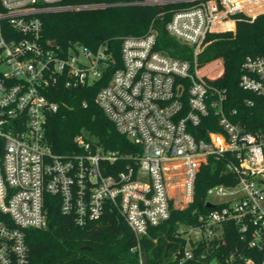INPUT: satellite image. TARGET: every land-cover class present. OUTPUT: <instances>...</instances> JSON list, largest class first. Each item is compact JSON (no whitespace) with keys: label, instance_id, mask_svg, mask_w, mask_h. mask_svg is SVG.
Returning <instances> with one entry per match:
<instances>
[{"label":"built area","instance_id":"built-area-1","mask_svg":"<svg viewBox=\"0 0 264 264\" xmlns=\"http://www.w3.org/2000/svg\"><path fill=\"white\" fill-rule=\"evenodd\" d=\"M60 2L0 0V264H28L27 231L49 227L47 195L57 197L61 213L72 215L78 227L115 213L135 237L132 252L138 254L139 264H146L142 239L167 222L173 210L193 203L197 175L210 159L224 161L237 185L210 188L207 205L215 197L226 199L218 205L228 206L211 204L212 210L199 215L196 224L177 229L184 247L174 256L176 264L205 259L196 251L202 244L221 241L229 222L247 249L263 251L264 130L248 132L233 120L236 110L226 111L227 91L215 85L224 76V61L200 65L198 58L209 35L232 30L227 26L237 22L235 15L252 18L246 10L264 0L132 3H194L175 12L165 28L192 49L193 59L172 58L158 50L151 27L145 36L122 40L119 62L108 45L89 49L77 44L65 51L44 44L42 16L109 7ZM110 71L95 103L138 153L106 151L80 135L75 143L82 153L56 154L47 138L49 119L60 109L52 98L58 91L92 87ZM239 88L264 97V55L245 59ZM245 103L254 105L251 100ZM210 117L219 132L198 138ZM238 258L231 256L227 264H255L244 255Z\"/></svg>","mask_w":264,"mask_h":264},{"label":"trees","instance_id":"trees-1","mask_svg":"<svg viewBox=\"0 0 264 264\" xmlns=\"http://www.w3.org/2000/svg\"><path fill=\"white\" fill-rule=\"evenodd\" d=\"M143 1L147 0H61V6L109 7L42 16L43 42L47 44L55 41L65 51L77 44L89 49L108 45L119 62L122 40L131 36H145L152 27L157 33L158 50L172 58L192 60V49L169 36L165 28L175 12L190 8L194 3L132 5ZM233 18L237 20L236 32L209 35L208 45L198 61L200 65L217 59L224 61V76L215 81V85L227 91L226 111L231 113L236 110L237 118L233 120H239L246 131L257 132L264 130V97L242 91L239 79L242 64L247 57L264 55V14L259 15L253 23L248 22L249 19L243 14ZM227 27L234 30L235 24ZM112 72L107 73L103 80L92 87L58 91V95L52 98L60 109L49 119L47 138L56 154L82 153L75 138L80 135L85 137V134L88 135V138L85 137L88 141H95L106 151L138 153L139 149L117 132L95 103L97 92L108 84ZM247 100L253 102V107L246 105ZM85 103L87 107L83 106ZM212 120L213 117H210L203 121L198 138H203L208 131L219 132L217 125L211 123ZM219 185L234 187L237 180L225 171L224 161L210 159L197 175L193 203L185 210H173L167 222L151 228L148 236L142 239L141 248L147 258L146 264H176L174 256L184 247V242L176 235L177 229L196 224L199 215L212 210L207 207V191ZM45 204L49 227L27 231L28 264H139L138 254L132 252L136 245L135 237L115 213H107L101 221L82 228L75 224L72 215L61 213L57 197L47 195ZM226 206L228 204L214 208ZM84 247L90 249H83ZM196 253L205 254L206 258L187 264H227V260L233 255L235 259L244 255L245 258L253 259L255 264L264 262V250L247 249V242L241 240L238 229L232 222L224 224L221 241L202 244ZM237 261L231 264H236Z\"/></svg>","mask_w":264,"mask_h":264},{"label":"rangeland","instance_id":"rangeland-1","mask_svg":"<svg viewBox=\"0 0 264 264\" xmlns=\"http://www.w3.org/2000/svg\"><path fill=\"white\" fill-rule=\"evenodd\" d=\"M261 14H264V3H261V5L259 6H256V7H249V9L246 10V15L248 17H254L255 19L261 15ZM250 18L248 20V22L250 23H253L255 19H252ZM248 19V18H247ZM235 24V28L234 30L232 29L231 31H228V32H232V33H235L236 32V23ZM223 26H226V24H224ZM85 137L88 138V135L85 134ZM95 142V141H93ZM226 199H221V198H215V197H211L209 198V202L212 204V205H218V204H221L225 201Z\"/></svg>","mask_w":264,"mask_h":264},{"label":"water","instance_id":"water-1","mask_svg":"<svg viewBox=\"0 0 264 264\" xmlns=\"http://www.w3.org/2000/svg\"><path fill=\"white\" fill-rule=\"evenodd\" d=\"M49 45H50L51 47H56V46H57V42H55V41L50 42ZM207 207L210 208V207H212V205H211V204H208ZM87 248H88V247H84L83 249H87ZM88 249H90V248H88Z\"/></svg>","mask_w":264,"mask_h":264}]
</instances>
